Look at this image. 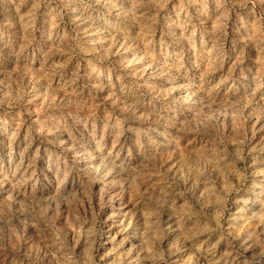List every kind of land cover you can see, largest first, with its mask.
I'll return each mask as SVG.
<instances>
[{
	"label": "rangeland",
	"instance_id": "rangeland-1",
	"mask_svg": "<svg viewBox=\"0 0 264 264\" xmlns=\"http://www.w3.org/2000/svg\"><path fill=\"white\" fill-rule=\"evenodd\" d=\"M0 264H264V0H0Z\"/></svg>",
	"mask_w": 264,
	"mask_h": 264
}]
</instances>
